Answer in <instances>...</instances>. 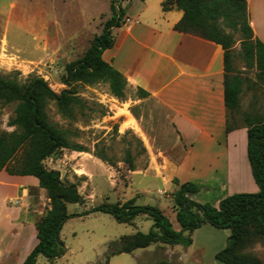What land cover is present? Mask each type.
<instances>
[{
  "label": "rangeland",
  "instance_id": "obj_1",
  "mask_svg": "<svg viewBox=\"0 0 264 264\" xmlns=\"http://www.w3.org/2000/svg\"><path fill=\"white\" fill-rule=\"evenodd\" d=\"M114 1L0 0V74L20 82L29 76L40 77L58 94L69 90L63 81L67 67L81 60L93 40L103 33L106 23L114 16L111 8ZM123 2L116 4L117 9ZM124 25L123 18L120 27L113 29V35ZM240 51L238 42L231 66L233 73L243 80L249 78L251 68L244 64ZM242 67L247 70L243 71ZM255 77L258 88L263 90L259 85L264 86V82L259 79L258 72ZM72 88L77 89L83 100V107L76 113L77 119L63 118L54 104L49 107L48 114L52 123L75 132L70 141L82 145L88 153L63 150L45 164L50 170L59 172L64 183L76 184L86 203L68 205L70 218L60 233L65 253L53 264H105L111 243L138 232L149 233L153 221L142 215L132 225H124L111 215L93 210L103 204L134 200L139 206L162 210L178 231L173 194L179 187L172 183V189H168L172 179L166 169L160 168L163 160L144 151L146 147L139 141L141 130L131 116L140 96L138 90L127 88L125 98L118 100L106 83L73 84ZM15 109L16 104H0V134L15 131L9 126ZM237 114L254 118L249 112ZM263 116L264 112H260L255 118ZM96 154L111 159L114 166L100 160ZM216 162L221 164L222 160ZM151 164L156 169H150ZM46 198L41 206L43 215L50 209V201ZM229 236V231L206 224L195 231L194 244L189 248L156 244L132 254L112 257L110 264H222L216 260V255L225 249ZM242 253L264 263V238L249 244ZM39 264L50 263L42 256Z\"/></svg>",
  "mask_w": 264,
  "mask_h": 264
},
{
  "label": "trees",
  "instance_id": "obj_2",
  "mask_svg": "<svg viewBox=\"0 0 264 264\" xmlns=\"http://www.w3.org/2000/svg\"><path fill=\"white\" fill-rule=\"evenodd\" d=\"M119 1L129 0H116L112 3L114 16L106 23L103 33L93 40L81 60L67 67L63 81L69 90L58 94L40 77L29 76L20 82L0 74V104H16L15 116L9 122L15 131L0 134V174L6 171L12 176L35 177L50 201V209L37 224L39 244L24 264H38L40 256L50 264L61 258L65 249L60 233L70 218L68 205L86 203L76 184L64 183L60 173L50 170L45 164L63 150L88 153L82 145L70 141V136L75 135V132L51 122L49 107L54 104L63 118L76 120V113L83 107V100L78 96L77 89L72 88L73 84L94 86L106 83L111 94L118 100L126 96V78L103 59L104 52L114 47L113 29L119 28L125 17L124 11L116 7ZM163 9H177L184 13L182 20L175 26L177 32L195 35L222 47L226 72L227 130L232 131L237 125H232L229 119L234 118L240 110L243 85L242 78L233 73L231 66L238 42L244 64L248 69L255 68L259 79L264 82V45L254 36L247 1L166 0ZM138 93L140 98L149 96L141 89H138ZM245 121L248 128V160L259 192L228 196L216 208L209 203L202 204L193 200L201 192L199 186L191 182L181 184L175 179L173 183L179 189L174 192L173 198L179 231L174 229L170 219L157 207L139 206L134 200L124 204H103L93 212L111 215L119 224L132 225L142 215H147L153 221L149 233L138 232L123 237L120 242L111 243L105 264H110L111 258L117 255L132 254L156 244L189 248L193 245L195 231L206 224L230 232L227 246L216 255L218 262L264 264L260 259L242 253L249 244L264 238V116L246 118ZM96 156L114 166V162L103 154Z\"/></svg>",
  "mask_w": 264,
  "mask_h": 264
},
{
  "label": "crops",
  "instance_id": "obj_3",
  "mask_svg": "<svg viewBox=\"0 0 264 264\" xmlns=\"http://www.w3.org/2000/svg\"><path fill=\"white\" fill-rule=\"evenodd\" d=\"M165 1L123 2L124 19L131 23L114 32V47L103 59L124 75L127 88L149 94L135 101L131 116L148 154L163 160L160 168L172 179L168 189L175 179L194 183L201 192L193 200L218 208L228 196L259 192L248 160L247 116L231 117L237 127L228 132L224 51L215 43L177 32L184 13L164 11ZM246 1L254 36L264 45V0ZM257 72L251 68L240 95L239 112L254 118L264 112V86L259 85L260 91ZM150 169L156 168L151 164ZM46 195L35 177L0 174V264H24L37 247Z\"/></svg>",
  "mask_w": 264,
  "mask_h": 264
},
{
  "label": "built area",
  "instance_id": "obj_4",
  "mask_svg": "<svg viewBox=\"0 0 264 264\" xmlns=\"http://www.w3.org/2000/svg\"><path fill=\"white\" fill-rule=\"evenodd\" d=\"M129 23H131V20L128 19V18H125V19H124V24H129ZM21 203H22L21 200H19V201L17 202V204H21ZM17 204H16V205H17Z\"/></svg>",
  "mask_w": 264,
  "mask_h": 264
}]
</instances>
